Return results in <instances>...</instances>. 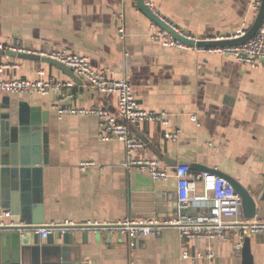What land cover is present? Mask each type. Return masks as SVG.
<instances>
[{
  "label": "crops",
  "instance_id": "crops-1",
  "mask_svg": "<svg viewBox=\"0 0 264 264\" xmlns=\"http://www.w3.org/2000/svg\"><path fill=\"white\" fill-rule=\"evenodd\" d=\"M156 5L196 38L234 34L249 28L257 15L251 0H156ZM157 28L138 0H0V40L17 39L35 51L67 48L86 55L109 77L129 79L143 107L170 114V128L179 131L178 138L166 139L156 122L133 126L146 144L135 156L157 157L171 167L199 163L221 171L251 192L256 216L264 217V67L240 63L228 54L163 45L152 36ZM0 61L10 63L3 78L37 79L43 70L44 77L72 79L43 60L3 52ZM72 80L59 96L0 91V102L14 98L43 122V145H29L31 156L43 157L41 183L34 186L28 180L17 190V213L11 206L0 209H10L14 220L25 223L29 212L41 227L56 231L50 243L37 231L41 227L21 230L28 243L20 264H206L209 250L215 252V264H243L242 249L235 248L237 235L189 239L168 226L160 235L140 236L131 244L130 237L117 230L55 226L143 216L167 220L179 214L173 169L166 180H154L138 166L128 169L124 143L102 140L96 116L58 114L57 101L117 111V93H98L78 75ZM87 160L95 163L82 168ZM10 196L8 191L11 202ZM247 237L253 264H264V234ZM11 242L0 238V261L2 255L17 252ZM184 251L190 257H183Z\"/></svg>",
  "mask_w": 264,
  "mask_h": 264
},
{
  "label": "built area",
  "instance_id": "built-area-1",
  "mask_svg": "<svg viewBox=\"0 0 264 264\" xmlns=\"http://www.w3.org/2000/svg\"><path fill=\"white\" fill-rule=\"evenodd\" d=\"M263 0H251V5L256 13L259 11ZM144 4L160 17L165 23L174 29L175 32L190 39H224L240 37L247 31V27L239 29L231 35H216L196 38L178 27L174 22L164 17L157 8L156 0H143ZM157 24V23H156ZM158 28L152 36L163 45L178 47L180 49H193L201 52L228 54L235 57L240 63L249 64L254 67H264V22L256 33L240 44L224 46H196L174 37L164 28L157 24ZM123 31V28L120 29ZM0 50L11 51L16 54L28 53L56 59L73 72L86 80L98 93L105 94L115 92L118 94L117 111L99 106H76L62 105L58 101L54 104L60 116L65 114L94 115L99 120V137L102 140H121L126 148L127 160L125 166L128 169L138 166L147 170L154 180H166L173 169L177 177V201L179 214L176 218L161 220L156 217H125L119 221L99 224L90 223L96 226L93 229L107 228L126 233L130 242L140 236L151 234L160 235L162 229L168 226H175L186 238H214L227 239L237 235L240 239L235 243V248L241 251L244 239L253 234H264V217L255 216L245 218L243 211V200L236 191L230 180L215 171H199L194 173L187 163L177 164L174 167L161 161L157 157H137L135 151L143 148L146 144L132 130L133 126H139L145 122H156L162 127V135L166 139L178 138L179 131L170 128V114L165 110H153L143 107L138 101L132 82L123 77L114 79L108 76L105 70L94 68L86 55L78 54L67 48H53L44 51H35L26 43L14 39L11 42L0 40ZM10 63L0 61V91L6 92H30L41 96L50 92L60 95L64 87L73 85V80H60L53 76L44 77L45 72L39 71L41 77L31 79L28 77L3 78L1 73ZM196 119V116L193 115ZM92 160L82 161L81 167L94 164ZM10 209H0V228L25 225L24 221H16ZM67 225L75 224L66 221ZM102 225V227H98ZM46 237L51 229L48 227L37 230ZM183 257H190L188 251H184ZM206 264H215V252L209 250L204 254ZM20 264V263H7Z\"/></svg>",
  "mask_w": 264,
  "mask_h": 264
},
{
  "label": "water",
  "instance_id": "water-1",
  "mask_svg": "<svg viewBox=\"0 0 264 264\" xmlns=\"http://www.w3.org/2000/svg\"><path fill=\"white\" fill-rule=\"evenodd\" d=\"M139 7L160 27L167 30L174 37L179 38L186 43L196 46H224L240 44L251 38L261 24L264 22V0L260 6L257 15L247 29V31L236 38H224V39H190L174 31L167 23H165L160 17H158L153 11H151L143 2L138 0ZM0 53L3 51L0 50ZM6 54L12 56H19L30 59L43 60L59 66L64 69L69 76L77 80V75L64 63L52 59L49 57L40 56L38 54L28 53H14L11 51H5ZM70 94H74L73 90H70ZM42 120L39 115L35 112H28L24 110V107L18 100L11 97H4L0 102V208L11 206L13 212H18V201H17V190L22 189V186L31 180L34 186H38L41 183V176L43 172V157L42 155L29 154V145H43L42 141ZM40 151V147H39ZM181 164V163H179ZM188 164V163H187ZM191 168L200 171H215L216 173L227 177L233 184L234 188L242 197L243 200V211L246 218L250 219L257 214V202L251 192L243 186L236 179L229 177L221 171H216L213 168L203 166L199 163L189 164ZM10 187V188H9ZM8 191L11 194V202L7 198ZM10 204V205H9ZM27 223L25 225H17L15 227H2L0 228V238L5 240L10 238L12 244L16 248L17 252L8 255H2L0 261L7 263H20L23 246L27 244L28 238L22 235L21 230L24 229H36L41 225L40 221H35V218H31L29 212L26 213ZM58 228L72 227L78 229H93L96 226L90 224H75V225H55ZM54 226V227H55ZM102 227V225H98ZM44 228V227H41ZM94 230V229H93ZM97 231V230H96ZM86 236L88 232H85ZM56 231H51L47 234L48 242H54V236ZM68 232L64 233V243H68ZM84 235V237H86ZM20 246V251L18 250ZM243 264H253V255L251 252V243L249 237H246L243 247ZM7 262V263H6Z\"/></svg>",
  "mask_w": 264,
  "mask_h": 264
}]
</instances>
